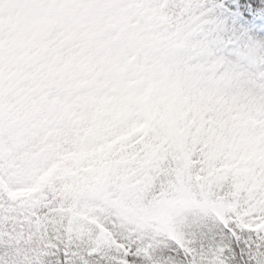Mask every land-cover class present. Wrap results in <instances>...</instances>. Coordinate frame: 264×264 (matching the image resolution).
Returning <instances> with one entry per match:
<instances>
[{
    "label": "snow or ice",
    "instance_id": "6c2138e0",
    "mask_svg": "<svg viewBox=\"0 0 264 264\" xmlns=\"http://www.w3.org/2000/svg\"><path fill=\"white\" fill-rule=\"evenodd\" d=\"M0 264H264V0H0Z\"/></svg>",
    "mask_w": 264,
    "mask_h": 264
}]
</instances>
